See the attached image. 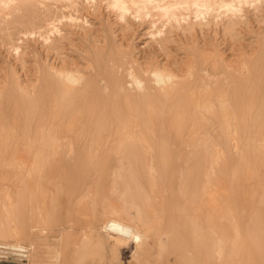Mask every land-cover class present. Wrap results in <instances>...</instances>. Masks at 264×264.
Here are the masks:
<instances>
[{
  "label": "bare ground",
  "instance_id": "6f19581e",
  "mask_svg": "<svg viewBox=\"0 0 264 264\" xmlns=\"http://www.w3.org/2000/svg\"><path fill=\"white\" fill-rule=\"evenodd\" d=\"M66 1L67 11L41 9L39 0H0V37L19 50L15 38L18 31L28 35L38 30L47 37L48 30L54 28L47 27L46 22L66 19L89 38L85 23L75 11L80 3L92 8L105 4L114 12L115 22L125 27L132 20L148 22L155 39L166 32L165 28L168 32L182 29L181 39L191 44L181 47L190 52L185 60L174 59L167 44L161 42L162 58L150 51L136 55L114 42L118 47L115 54L105 32L95 37V46L83 50L82 63L76 59L70 64L67 60L61 65L50 63L48 72L38 64L35 80L30 83L24 74L25 61H21L22 68H0V179L6 178L9 168L15 170V185L0 186L4 200L0 204V232L25 233L28 244L39 247L34 241L38 224L33 221L51 222L49 214L39 213V207L43 204L45 209L56 208L70 178L68 168L60 166L63 161L57 153L63 147L65 155H70L76 140L90 137L88 147L100 148L105 139L116 158L108 172L109 189L106 187L103 200L99 190L92 189L99 185L100 177L80 184L83 174H74L77 183L69 195H78V202L85 201L92 212L101 210L104 225L90 226L89 230L97 235L82 237L72 264H90L96 255L101 263L108 256H117V246L128 242L143 252V260L135 254L141 264H167L175 242L187 244L184 264H264V20L260 19L264 0ZM245 6L254 8L259 22L256 32L249 12H243ZM212 30L215 35L221 32L220 42L207 41ZM243 31L251 36L255 32V39L245 43ZM59 48L55 40V49ZM109 50L110 56L103 60ZM17 57L21 58L19 52ZM5 99L12 103L13 115L9 118ZM21 102L29 106L23 109ZM161 119L167 123L164 128L160 127ZM188 122L199 125L201 137L198 141L191 138L196 141L191 145V155L198 156V160L197 164L178 169L181 175L177 177V191L183 203L177 207L178 219L167 223L162 209L154 205L156 195L165 198L167 192L158 160H151L140 170L134 149L154 150L153 135L170 147L175 143L169 138L175 136L173 140L180 146L182 125ZM93 123L95 127L91 128ZM145 123L151 125L143 127ZM61 134L68 138L63 139ZM209 134H215L222 144L225 141L230 164L238 169L249 168L261 177L259 205L239 201L242 185L241 189L236 184L224 186L218 192L221 188L217 182L216 186L213 172L226 152H219L220 159L217 155L210 163L214 135ZM141 173L146 184L140 182ZM20 241L16 251L19 256L27 255L28 244Z\"/></svg>",
  "mask_w": 264,
  "mask_h": 264
},
{
  "label": "rangeland",
  "instance_id": "374dc122",
  "mask_svg": "<svg viewBox=\"0 0 264 264\" xmlns=\"http://www.w3.org/2000/svg\"><path fill=\"white\" fill-rule=\"evenodd\" d=\"M39 4L41 9L60 8L63 9L64 11H67L69 9L67 7L68 4L66 0H39ZM253 9H254L253 6L251 7L245 6L243 12H247V13L249 12L251 16V24L253 26L254 31L256 32L259 22L256 19V17H254ZM263 14H264V8L260 12V19L262 20H264ZM75 15L80 19L81 23H85L86 29L87 31H89L88 33L90 34L89 38H85V36L83 37V35L79 33L81 29L77 28L76 26H71L69 23H67L66 19H63L60 22H51V21L46 22L47 27L54 28L53 31L48 30L47 37L41 31L38 30L35 33H29L28 35L20 34V31H18L15 38L17 39L16 41H19L17 44V46H20L19 50L16 49V46L11 47L8 44L6 38L0 37V64H1L0 68L4 70L8 67V69L11 70V66L14 65H17V67L22 68L21 61H25L26 66H25L24 74L25 76L26 75L28 76L26 77L28 78V81L30 83L35 80L36 77L35 73L37 72L39 65L42 68H45L46 71L48 72V65L50 63L61 65L63 63V60L65 61L67 60L66 63L70 64L71 61H73L74 59L82 63V60H84L83 55L85 54L84 53L85 51L83 50H85V48L87 49L90 46L91 47L95 46L96 45L95 37L97 35L104 36L106 33L108 34V38L110 37L109 38V42L111 43L110 50L115 54L117 53L116 49H118L116 44L119 45L122 44V48L130 50L131 53H135L136 55L138 54L140 55L142 53L144 54V52L150 51L154 54H160L159 58L163 57V53L161 52L162 50L160 49L161 45L163 44H167L170 53L172 55V58L174 59L178 58L180 60H185L188 53L190 52L188 48L181 47V45L187 46L191 44V43H185L182 40L183 38L181 39L180 36L182 35V29L173 28L171 32H168L167 31L168 28H165L166 32H164L162 36H159L158 38L155 39L152 36V34H150V27L148 22L146 21L139 22L132 20L130 24L127 27H125L123 23L120 24V22L118 23L115 22L114 12L109 10V8H107L105 4L98 5L97 8H92L87 5H82L80 3L79 8L75 11ZM255 32H252V34L254 35ZM243 33H244L245 43L255 39V36L253 35L251 36L248 32L246 33V31H243ZM221 35H222L221 32L215 35L212 30L209 32V34H207L208 36L207 41L210 43L220 42ZM20 37L22 38V40H20ZM166 37L169 38L167 42L165 40ZM197 38L199 43L202 44L201 37L199 36ZM55 40H57V42L60 44L59 51L55 49ZM110 50L104 55L103 60L107 59L110 56V52H111ZM18 52H19V56L21 57L20 59H18L17 57ZM79 58H81V60ZM1 69H0V78L3 75L2 74L3 70ZM21 71L23 72V69H21ZM5 102H6L5 103L6 115L9 118L11 117V115H13V108L11 106L12 103L10 102L9 99H5ZM21 104L23 109L29 106V103H26L27 105L25 106L23 105V102H21ZM63 113H66V111H63L62 114ZM159 124L160 127L162 128L167 126V123L164 122L163 119L159 121ZM149 125H151V123L149 124L145 123L143 124V127H149ZM182 126H184V130L182 133V144L180 146L176 141L173 140V137L175 136L169 138V140L175 143V145L170 147L169 145L163 146V144H161L160 142L159 137L153 135L152 137H153L154 150L148 147H146V149L145 148L134 149V152L136 153V157H138L141 163L140 170L143 169L148 164H150L151 160L155 162H157L158 160L157 167L166 184L167 192L165 198L164 195L161 194L156 195L154 205L162 209L161 212L166 217L167 223H170L171 221L173 222L178 219L179 211L177 207L182 205L183 203L182 202L183 197H181V195L177 191L178 190L177 185H179V180H178L179 178L177 177H180L181 175L180 171L178 172V169L179 167L187 168V166H190L191 164H197V160H198V156L194 154L191 155V145H193L196 141L199 140L198 138L201 137V133L199 132V125L197 123L196 124L193 123L192 125L188 122L187 124ZM90 127L94 128L95 123H93ZM176 132L177 131H174L173 135H176L175 134ZM61 135L65 140L68 138V135L65 134H61ZM203 135L206 134L204 133L202 134V136ZM209 135H212L211 137H213L214 135L213 137L214 140L211 139L214 142H212V145L209 148L210 163H211V159H215L217 155L218 156L216 158L218 159H220V157L222 158L221 159L222 161L216 159L220 162L217 161L219 163V166L217 163L215 167L216 170L214 169L215 172H213V175L215 174L213 176L215 184L216 182L217 184L218 183L220 184L222 182L220 185L218 184V187L221 188L220 189L217 187L218 189H220L218 192L224 190L226 187H228V185L229 187H231L232 185L236 184L239 185V189L242 188L240 190L242 196L241 194L240 196L242 197L243 200L240 199L241 197L239 196V201L241 200L247 202L246 204L250 206L259 205L258 197H257V192H258L257 189L259 187V183L261 182L260 181L261 177H259L257 173L252 172V170L250 171L249 168H246V170L245 168L238 169L237 166L230 164L228 162V149L225 141H223V144L225 145L224 146L225 149H224L222 148L223 147L222 140L221 141L218 140L215 137V134H209ZM191 138L193 140L196 139V141H192ZM91 140L92 139L90 137L87 138L82 137L76 140L77 144H75V149L73 152L70 153V155L67 156L65 155V149L63 147H61L60 151L57 153V155L59 154L60 155L59 156L56 155L57 158L61 159V160L59 159L60 161H63L62 165L60 164V166L63 168H68V174L70 178L68 180V186L65 188L64 193L57 201L56 208L45 209L43 204H41L39 207L40 210L39 213L42 215L49 214L51 221L49 224L46 223L45 219H37L33 221L34 224H38L37 225L38 228L35 231L36 238L34 237V241L37 243V245H39V247H35L34 245L30 246L31 244L30 240L29 242H27L29 238L25 233H21L20 235H15L9 232H0V264H57L56 262H57L58 254L61 255L58 264H72L74 253L78 248L82 237L84 235L93 236V237L97 235L96 231L89 230V228L90 226H95L96 228L102 227L104 223L101 222L102 219L104 218V214L101 212V210L98 209L95 210L94 212L89 210L88 205L85 201L79 203L78 200L80 199V197L78 195H76L75 197L69 195V192H71L72 190V185L77 183L74 180L75 173L83 174L84 178L83 179L81 178L80 184H85L86 182H90L91 180H95L98 179V177H100L99 185L97 187L95 186V188L92 189L96 190L97 188L99 190V192L102 195L100 198L101 200H103L104 198L103 197L104 193L108 192L106 191L107 188L109 189L108 172L115 162L116 154L114 151L110 150L109 148L110 144L106 142L107 140L105 139L102 140L104 146L100 148H90L88 147V144L91 142ZM215 141H217L219 144ZM213 143H217L215 144L216 146ZM217 146L219 147L217 148ZM174 148L177 152H175ZM188 150H190V152ZM222 150H225L223 152H226L224 153V155H226L225 158L223 154H222L223 156L219 157V155H221V153L219 152H222ZM170 152H172L171 155H169ZM188 152L190 153V156H188L189 155ZM183 153L185 155H183ZM156 156L158 159L156 158ZM183 158L185 159L186 162L185 161L182 162V160H184ZM226 158L227 160L225 161L224 159ZM176 160H179V162H177ZM160 163L162 167L160 166ZM10 170L12 171L14 169L9 168L7 170L6 178L0 179V186L1 185L3 186L4 184L9 186L15 185L14 181L12 180L13 175L15 174L14 173L15 170L12 172ZM176 171L177 173H175ZM240 177H242L241 178L242 181H240ZM216 178L219 180L216 181L217 180ZM139 179L140 182L146 184L147 182L146 178L143 176L142 173L140 174ZM225 181L226 184H224ZM235 181L236 183H234ZM245 183L247 185H245ZM248 191H250V194ZM246 195L248 196V198H246ZM41 197L39 196V198ZM3 201L4 200L0 197V204H2ZM113 201L117 203L115 199ZM102 202L103 201H100L101 204ZM262 208L264 209V206ZM174 215H176L177 217H175ZM42 228H46L45 229L46 231L43 232ZM18 238L22 239V242L25 243L26 245L30 243L28 244L27 255L19 256L18 252L16 251V248L21 245L20 243L21 241ZM35 239H37V241ZM117 248H118L117 256L115 257L108 256L105 260L101 261L100 263V256L96 255L91 260L90 264H141L140 262L136 261L135 254H138L141 260L145 258V256H143L142 251L141 252L139 251L140 252L139 253L136 250V246L133 242L121 244L117 246ZM186 248H187L186 242L185 243L175 242L171 246V257L166 261V263L184 264L185 259L183 257V254L186 252ZM162 262L164 263V261Z\"/></svg>",
  "mask_w": 264,
  "mask_h": 264
}]
</instances>
